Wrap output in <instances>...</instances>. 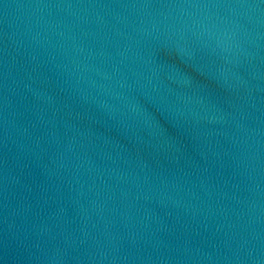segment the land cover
<instances>
[{
  "label": "water",
  "instance_id": "obj_1",
  "mask_svg": "<svg viewBox=\"0 0 264 264\" xmlns=\"http://www.w3.org/2000/svg\"><path fill=\"white\" fill-rule=\"evenodd\" d=\"M0 264H264V0H0Z\"/></svg>",
  "mask_w": 264,
  "mask_h": 264
}]
</instances>
